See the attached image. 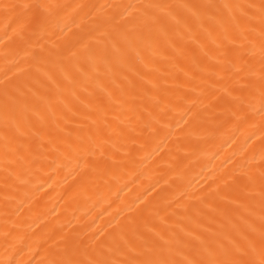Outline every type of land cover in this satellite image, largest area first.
<instances>
[{
  "label": "bare ground",
  "instance_id": "1",
  "mask_svg": "<svg viewBox=\"0 0 264 264\" xmlns=\"http://www.w3.org/2000/svg\"><path fill=\"white\" fill-rule=\"evenodd\" d=\"M0 264H264V0H0Z\"/></svg>",
  "mask_w": 264,
  "mask_h": 264
}]
</instances>
